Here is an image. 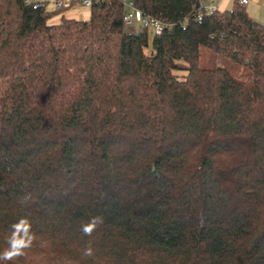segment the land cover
<instances>
[{"label":"trees","instance_id":"obj_1","mask_svg":"<svg viewBox=\"0 0 264 264\" xmlns=\"http://www.w3.org/2000/svg\"><path fill=\"white\" fill-rule=\"evenodd\" d=\"M131 1L0 0V264H264V26Z\"/></svg>","mask_w":264,"mask_h":264},{"label":"built area","instance_id":"obj_2","mask_svg":"<svg viewBox=\"0 0 264 264\" xmlns=\"http://www.w3.org/2000/svg\"><path fill=\"white\" fill-rule=\"evenodd\" d=\"M100 1V0H95ZM124 5V11L122 15V23L123 25L129 26L134 21L139 24V30L148 29V26L151 25L153 27L154 33L158 34L162 31L163 25L158 19H152L141 12L138 8H136L131 0H122ZM240 5H245L248 0H237L236 1ZM26 5H30L32 8L45 7V0H24ZM80 5L90 6L93 3V0H78ZM54 8L64 7L63 0H54ZM217 11V6L213 1L206 2L205 0H199L198 4L195 7V17L200 19L202 15Z\"/></svg>","mask_w":264,"mask_h":264},{"label":"rangeland","instance_id":"obj_3","mask_svg":"<svg viewBox=\"0 0 264 264\" xmlns=\"http://www.w3.org/2000/svg\"><path fill=\"white\" fill-rule=\"evenodd\" d=\"M76 1L78 0H63V3L65 5L64 8L54 13L53 17L49 20V22H54L61 15L67 16L71 12H76V15L74 17L83 18L85 12L89 11V6H83L80 5L79 3L77 4ZM45 3H46L45 8L47 11H52L55 9L53 4L54 0H45ZM125 29L127 31H133V30L137 31L139 30V24L136 21H134L131 25L126 26ZM154 34L155 33L153 27L149 25L147 29L148 38L151 39Z\"/></svg>","mask_w":264,"mask_h":264},{"label":"crops","instance_id":"obj_4","mask_svg":"<svg viewBox=\"0 0 264 264\" xmlns=\"http://www.w3.org/2000/svg\"><path fill=\"white\" fill-rule=\"evenodd\" d=\"M205 1L206 2L213 1L217 6V11H223L230 9L237 0H205ZM76 2L78 4V1ZM244 8L250 18H252L253 20L257 21L258 23L264 26V0H248V2L244 5ZM75 15L76 12H71L67 16H75ZM88 16H89V11L85 12L84 17L82 19H87ZM58 20L59 18L56 19L55 21Z\"/></svg>","mask_w":264,"mask_h":264}]
</instances>
